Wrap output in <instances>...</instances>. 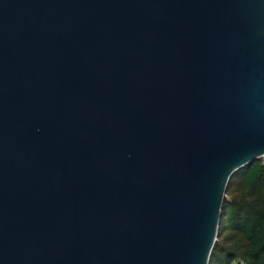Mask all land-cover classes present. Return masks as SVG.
<instances>
[{
  "label": "water",
  "instance_id": "obj_1",
  "mask_svg": "<svg viewBox=\"0 0 264 264\" xmlns=\"http://www.w3.org/2000/svg\"><path fill=\"white\" fill-rule=\"evenodd\" d=\"M264 157V0H0V264H209Z\"/></svg>",
  "mask_w": 264,
  "mask_h": 264
},
{
  "label": "trees",
  "instance_id": "obj_2",
  "mask_svg": "<svg viewBox=\"0 0 264 264\" xmlns=\"http://www.w3.org/2000/svg\"><path fill=\"white\" fill-rule=\"evenodd\" d=\"M209 264H264V163L229 179Z\"/></svg>",
  "mask_w": 264,
  "mask_h": 264
},
{
  "label": "rangeland",
  "instance_id": "obj_3",
  "mask_svg": "<svg viewBox=\"0 0 264 264\" xmlns=\"http://www.w3.org/2000/svg\"><path fill=\"white\" fill-rule=\"evenodd\" d=\"M260 162L264 163V157L260 160ZM225 199H227V198L225 197Z\"/></svg>",
  "mask_w": 264,
  "mask_h": 264
}]
</instances>
